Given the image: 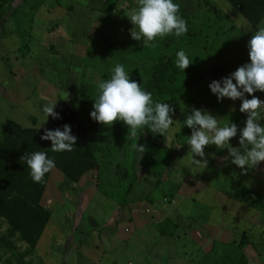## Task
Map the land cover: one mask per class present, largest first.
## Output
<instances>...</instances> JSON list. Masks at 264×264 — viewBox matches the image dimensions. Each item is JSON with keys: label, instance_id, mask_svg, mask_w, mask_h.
Listing matches in <instances>:
<instances>
[{"label": "rangeland", "instance_id": "obj_1", "mask_svg": "<svg viewBox=\"0 0 264 264\" xmlns=\"http://www.w3.org/2000/svg\"><path fill=\"white\" fill-rule=\"evenodd\" d=\"M36 1L27 0L11 14V0H0V85L8 88L3 95L0 92V133L5 121L21 127L46 128L52 117L46 120L43 107L53 101H56L55 112L62 110L63 104L78 110L83 83L98 86L103 80L102 70L106 69L109 73L116 61L120 64L119 58L111 57L110 43L117 38H122L121 43L125 46L130 43L126 61H138L142 49L141 45L136 46L132 37L129 39L126 36L130 33L127 28H133L128 16L138 7L137 0H40L38 8L33 10ZM174 3L187 12L196 32L194 38L197 40H189L184 50L189 58H197L189 65L190 69L211 62L214 64V56L221 55L240 39L252 37L258 30L226 0H174ZM111 14H114L113 17ZM215 36L222 37L217 49L208 50L209 40ZM136 47V54L133 55ZM222 61L219 60L225 64L214 67L218 74L220 69H236L243 62L235 60L230 53L227 58L223 56ZM222 78L206 75L194 90L176 98L171 105L175 109L173 125L163 135L146 132L145 140L158 142L169 149L164 151L163 147L156 146V151L152 152L156 160L151 159L152 163L159 160L157 156L168 152L169 165L168 162L157 166L149 163V158L144 155L147 153V141H140L138 146L143 145L145 152L138 151L136 143L129 145L124 170L116 166L118 159L102 164L106 167L103 166L99 174L108 176L111 184L108 182L96 188L95 178L88 176L79 184L72 185L53 170L42 203L52 211V218L31 258L32 263L108 264L103 254L84 255V262L82 257L77 258L79 249L86 252L81 245L85 240L90 249L98 245L102 247L101 252L106 250L110 264H161L167 256L158 260L148 256L159 250V234L168 227L166 233H170L168 236L174 241H180L178 238L181 239L188 229L193 230V234L199 230L196 235L201 241L209 242L213 252L215 249L217 264H238L237 256L241 255L248 258L247 264H264V161L245 173L232 163L228 149L209 145L204 149L207 167H200L192 163L193 154L187 141L184 143L185 138L174 134L182 125L189 128L184 121L193 109L211 113L221 127L230 122L237 123L238 129L245 126L247 114L239 110L242 101L229 98L218 100L209 88L213 80L220 81ZM252 95L264 101V92L256 91ZM252 95L245 94L247 99H251ZM222 109L235 116L226 118ZM91 140L93 144L100 141L97 149L99 156L111 153L109 145L104 144L103 135ZM230 144L240 147L239 131ZM168 155L162 163L166 162ZM193 158L202 159L198 156ZM133 163L135 167L131 168ZM146 169H156L150 176L152 179L144 175V183L136 182L134 190L127 192L134 175L147 173ZM157 176L161 185L149 193L148 186ZM175 183L181 184L178 194L173 192ZM147 194L154 197L150 206L143 198ZM170 195H175L172 204L168 201ZM123 201L125 204L121 205ZM170 221L175 229L168 224ZM119 223L124 224L119 228ZM89 225L101 226L103 234L91 231L92 235L87 237ZM76 227L78 232L74 233ZM130 227H142L138 228L140 233H136L134 240L132 237L130 245L116 239L120 235L114 240L111 238L114 229ZM244 234L248 236L246 239ZM182 239L180 243L190 242ZM214 239L218 240L217 243ZM148 242L151 246H147ZM64 246L68 248L66 255ZM182 246L179 257L183 256ZM239 247L242 252L238 251ZM222 256V262L218 261Z\"/></svg>", "mask_w": 264, "mask_h": 264}, {"label": "trees", "instance_id": "obj_2", "mask_svg": "<svg viewBox=\"0 0 264 264\" xmlns=\"http://www.w3.org/2000/svg\"><path fill=\"white\" fill-rule=\"evenodd\" d=\"M26 1L11 0L9 12L11 14L14 13ZM41 2L37 0L35 5L33 4V10H36ZM108 2L110 1L108 0ZM226 2L237 10L254 28L257 29L258 26L264 23V0H226ZM12 4L17 5L13 6ZM103 5L105 6L106 4ZM113 15L111 14L110 16L113 17ZM179 15L187 21L188 31L186 34L179 37L173 34L164 38H157L154 41L156 47H152L150 44L144 46L143 38L139 41L133 39L137 47L138 45L142 46L141 51L139 50L140 55L137 57L138 61H129V59L126 61L130 43H128V46H125V44L121 43L122 38H117L110 43L113 53L111 57L119 58L120 64L125 66V71L129 74L130 79L137 81L146 91L153 94L154 103L166 102L172 105V102L176 98L194 90L200 79H203L204 76L207 75L217 79L221 77L225 78L236 71L238 67L250 63L248 42L251 37H245L226 48L221 55L214 56L216 62L219 64L211 62L209 65H202L203 68L199 65L196 69L187 68L184 72L178 69L175 64L176 53L181 49L186 50V43H189L191 39H195L196 33L194 27L189 22L187 12L180 9ZM133 28L128 27L127 29L130 32ZM126 36L129 39L131 38L130 33L126 34ZM221 38L216 36L215 38H210L208 50H216ZM137 47L135 51H132L133 55L136 54ZM229 53L235 57V60H242V64L236 67V69H220V73L218 74L214 67L225 64L220 63L219 60L222 61L223 56L227 58ZM207 56L208 58L210 57L208 54ZM247 58L248 61H246ZM196 59L194 56L190 58L192 62ZM116 62L118 63V61ZM111 71L107 73L106 69L102 70V81L111 77ZM233 82L235 83V81ZM98 94V86L83 83L79 93L80 102L78 110L63 104L62 110L57 112L60 118H52L51 123L46 128H36L34 126L21 127L19 124L11 121H5L2 124V131L0 133V264H33L31 258L36 253L38 244L52 218V211L44 207L42 203L44 195L49 188L53 170L58 171L72 185L79 184L82 179L88 176L94 177L96 185L98 184L96 188H98L110 182L108 176L103 177L99 174L103 166L106 167V165L102 164H109L110 161L114 162L118 159L116 166L124 170L123 164H125V160L129 154V145H135V143L138 145L140 141H147V153H144V155L149 158V163H152V160L155 159L152 155L155 147H163L158 142H150L144 139L146 132L151 131L147 127L138 130L137 135L132 136L128 126L122 121H116L112 126H105L92 119L90 113L94 110V100L98 97ZM221 112L226 118L230 119L233 116L223 109ZM32 123L36 124V121H32ZM65 124L70 125L72 134L77 137L76 145L73 146V151L71 152H53L51 150L52 142L50 140H42L41 136L44 134L45 129L55 130L56 128H60L63 130V125ZM238 128L240 127L238 126ZM191 132L192 129L185 128L182 125L180 130L175 131L174 134L176 137H184L185 143L191 136ZM99 135H103L104 144L109 145L111 153L108 152L102 156L97 154V149H99L101 143L100 141H96L97 143L93 144L91 139ZM163 149L164 151L169 150L164 147ZM36 151L46 152L48 158H54L55 160V168L45 174L40 183L33 181L26 161L21 160V157L26 153ZM216 151L218 150L216 149ZM165 155H168V152L157 156L160 161L157 159V164L156 162L152 164L157 166L168 162L167 164L169 165L171 162L168 161L169 155L166 162H161L164 160ZM130 167L134 168V163ZM155 170L146 169L147 173L141 175H137L136 173L128 186L127 192L134 190L136 182L137 184L144 183V175L147 176V179L150 176L152 177ZM160 185L157 176L154 182L148 186L150 188L149 193L156 191V187ZM180 187L181 184L175 183V187L173 188L175 189L173 190L174 194H178L179 190L177 191V189H180ZM143 198L149 206L154 203V200H151L154 197L150 196V194L143 196ZM168 199L170 204H172L175 195H170ZM124 201L121 205L125 204ZM168 224H171L175 229L173 222L170 221ZM93 227L89 225L90 229ZM77 232L78 230L74 233ZM162 235H167L166 230L162 232ZM244 236L245 239L248 237L246 234ZM245 239L242 240L244 244ZM238 251L242 252L241 247L238 248ZM237 261L238 264H245L247 259L244 255H241L237 256Z\"/></svg>", "mask_w": 264, "mask_h": 264}, {"label": "clouds", "instance_id": "obj_3", "mask_svg": "<svg viewBox=\"0 0 264 264\" xmlns=\"http://www.w3.org/2000/svg\"><path fill=\"white\" fill-rule=\"evenodd\" d=\"M137 5L128 16L135 26L130 34L134 40L143 38L144 46L150 44L156 47L154 41L157 38L173 34L179 37L187 33V21L179 15L180 5L174 3V0H137ZM248 48L250 63L238 67L228 77L220 81L213 80L209 84L211 92L218 100L229 98L242 101L239 110L247 114L245 126L238 129L235 123L230 122L221 127L211 113L203 109H193L184 122L192 129L187 144L193 154L194 165L207 167L204 149L209 145L228 149L233 158L232 163L245 173L264 161V123H261L264 121V101L252 95L256 91L264 92V26H258V30L248 42ZM175 63L176 67L184 72L192 60L181 49L176 53ZM98 93L90 116L105 126L122 121L128 126L131 135L136 136L138 130L145 127L153 133L163 135L173 125L172 114L175 109L166 102L154 103L153 94L146 91L137 81L131 80L123 64L117 63L112 69L111 77L99 83ZM245 94L252 95V98L247 99ZM55 107L56 101L43 107L46 120L49 116L60 118L54 111ZM238 131L239 148L230 144V140L237 136ZM41 139L52 142L53 152H71L77 142V137L72 134L71 127L67 124L63 125V130L45 129ZM136 147L138 151L145 152L143 145ZM194 156L202 159H194ZM21 160L26 161L31 178L36 183L42 182L45 174L55 168L54 158H48L47 153L43 151L26 153Z\"/></svg>", "mask_w": 264, "mask_h": 264}, {"label": "crops", "instance_id": "obj_4", "mask_svg": "<svg viewBox=\"0 0 264 264\" xmlns=\"http://www.w3.org/2000/svg\"><path fill=\"white\" fill-rule=\"evenodd\" d=\"M0 92H2V95H3V92H8V88L4 89V86L0 85ZM123 224L124 223H122V225ZM122 225H121V223H119L117 226H119V228H120ZM155 226H157V224ZM138 228L139 227H130L128 229L125 228V229H119V230L114 229V231L112 233L113 237H111V238L114 240L118 235H120V237H118L116 239H120L122 243H127V245H130L131 241H132L131 240L132 237L134 236L133 237V240H134L136 233L138 235L140 233L139 229H141L142 227H140L139 229ZM202 228H201V230H202ZM209 228H211V227H209ZM167 229H168V227L166 228V230ZM211 229L213 230L215 228H211ZM73 231L74 232L77 231V227ZM91 231H95V232L103 234L101 226H97V227L94 226L91 229L88 228L87 232H86V234L88 235L87 237L92 235ZM116 231H117V234H114V232H116ZM162 232H161V234H159V236H161L159 238V240H160L159 242L160 243H158L159 250H155L154 253H153V256L151 255V256H148V257H154V258H156L155 260H158L159 257H163V258L165 257L166 258V256H167L168 257L167 260H164L165 262L162 261V262H164L163 264H173V263H177V264H205L208 261L209 262H214V264H217V257H215V253H214L215 249H214V252H213V249H211L212 245L209 244V242L207 243V242H202L201 241V238L198 235H196V234H199L198 233L199 230L195 234H193V230H189V229L184 232V236H182V238H184V239L186 238V240H189L190 242L188 244L180 243L181 240L183 241L182 238L181 239L178 238L180 241L171 240L170 237L168 236L170 233H166L167 235L163 236ZM82 233H80V234H82ZM213 241L217 243L218 240L214 239ZM84 242H86V241L83 240V243H81V245L84 247V249H86L85 250L86 252H84L83 249H79L78 250L79 254H78V257H77L78 259L80 257H82L83 258V262H84V260H85L84 259V255L93 254L94 256H100V254H103L105 256L104 258L107 259V263L110 264L109 256H106L107 255L106 252H105L106 250L103 249V252H101L102 251L101 250L102 247H99L98 245H95V246L93 245V249H90V246H87V244L84 243ZM122 245H124V244H122ZM149 245L150 244L148 242L147 246H149ZM181 246L183 248V256L179 257L178 254H180V247ZM208 246L210 247V248H208L210 251H208L206 249V247H208ZM64 247H65V249L63 251H64V254L66 255L68 248H67V246H64ZM149 248H151V247H149ZM143 251L144 250H142L141 253ZM152 251H153V249L151 248L150 252H152ZM165 252H167V253H165ZM74 253H76V252H74ZM133 254L135 255V252H133ZM74 258H75V256H74ZM222 259H223V256L220 259H218V261L222 262ZM246 259H247V261H246L245 264H247L248 261H249L248 258H246ZM94 260H96V258H94ZM130 262H132V261H130ZM162 262H161V264H162ZM113 264H116V263L113 262Z\"/></svg>", "mask_w": 264, "mask_h": 264}]
</instances>
